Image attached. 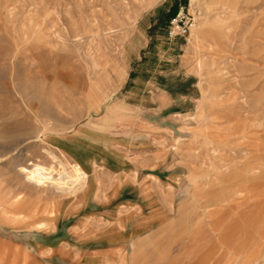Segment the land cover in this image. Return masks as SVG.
Returning a JSON list of instances; mask_svg holds the SVG:
<instances>
[{
    "label": "rangeland",
    "instance_id": "obj_1",
    "mask_svg": "<svg viewBox=\"0 0 264 264\" xmlns=\"http://www.w3.org/2000/svg\"><path fill=\"white\" fill-rule=\"evenodd\" d=\"M0 264H264V0H0Z\"/></svg>",
    "mask_w": 264,
    "mask_h": 264
},
{
    "label": "bare ground",
    "instance_id": "obj_2",
    "mask_svg": "<svg viewBox=\"0 0 264 264\" xmlns=\"http://www.w3.org/2000/svg\"><path fill=\"white\" fill-rule=\"evenodd\" d=\"M49 157L51 158L52 162L59 160L58 157L52 153H49ZM91 162H94V160L91 159ZM66 165H67L66 168L68 170L67 171L68 174L64 177V179H65L64 181L58 182V183H60V185L57 184V181H55L56 183L54 182V184H55L54 189L56 190V192H58L62 195H65V196L68 193L71 194V196H66L63 198L76 197L73 195V192H80L81 190H83L81 192V194H82L85 190H87L89 187V179L90 178H88L86 171L84 169H82L81 167H79L78 165H74V164L72 165L70 163H67ZM95 175H96V173H95ZM93 177H94V175H93ZM81 194L79 195V199H81V197H80ZM133 243H134L133 241L130 242V244H133Z\"/></svg>",
    "mask_w": 264,
    "mask_h": 264
},
{
    "label": "built area",
    "instance_id": "obj_3",
    "mask_svg": "<svg viewBox=\"0 0 264 264\" xmlns=\"http://www.w3.org/2000/svg\"><path fill=\"white\" fill-rule=\"evenodd\" d=\"M192 20V16L184 14V7L180 6L169 20L168 36H186L192 25Z\"/></svg>",
    "mask_w": 264,
    "mask_h": 264
},
{
    "label": "crops",
    "instance_id": "obj_4",
    "mask_svg": "<svg viewBox=\"0 0 264 264\" xmlns=\"http://www.w3.org/2000/svg\"><path fill=\"white\" fill-rule=\"evenodd\" d=\"M94 175V177H93ZM89 187L87 190H85L82 194H81V200H84L86 198V196L90 193V191H95L96 185H97V177L95 175V171L94 168H92L89 172ZM95 178V179H94ZM91 181V182H90ZM93 182V183H92ZM93 185V186H92ZM85 196V197H84Z\"/></svg>",
    "mask_w": 264,
    "mask_h": 264
},
{
    "label": "trees",
    "instance_id": "obj_5",
    "mask_svg": "<svg viewBox=\"0 0 264 264\" xmlns=\"http://www.w3.org/2000/svg\"><path fill=\"white\" fill-rule=\"evenodd\" d=\"M176 9H177V8H176ZM176 9L174 10V12H173V15H174V13H175Z\"/></svg>",
    "mask_w": 264,
    "mask_h": 264
}]
</instances>
